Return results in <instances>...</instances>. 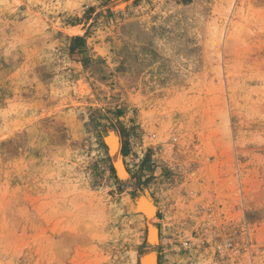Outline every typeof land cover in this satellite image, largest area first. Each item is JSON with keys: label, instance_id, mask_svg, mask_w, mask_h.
<instances>
[{"label": "rangeland", "instance_id": "1", "mask_svg": "<svg viewBox=\"0 0 264 264\" xmlns=\"http://www.w3.org/2000/svg\"><path fill=\"white\" fill-rule=\"evenodd\" d=\"M147 252L264 264V0H0V264Z\"/></svg>", "mask_w": 264, "mask_h": 264}, {"label": "bare ground", "instance_id": "2", "mask_svg": "<svg viewBox=\"0 0 264 264\" xmlns=\"http://www.w3.org/2000/svg\"><path fill=\"white\" fill-rule=\"evenodd\" d=\"M112 143L116 147L115 149H116V151L118 153V150H119V141L117 142V140H116V144L113 141H112ZM117 156H119V154ZM116 166H117V169H118L119 172L124 169L123 168V162H121L120 158H118L117 163H116ZM123 174L125 175V173H123ZM119 175H120V173H119ZM140 204H141L140 206L144 210L146 216H148V218H150V219H153L154 213L156 211L155 206L153 205V203H151L150 201H147V200H142V202ZM150 234H151V240L157 239V237H158V231L157 230L152 229ZM144 264H154V259L147 257L144 260Z\"/></svg>", "mask_w": 264, "mask_h": 264}, {"label": "crops", "instance_id": "3", "mask_svg": "<svg viewBox=\"0 0 264 264\" xmlns=\"http://www.w3.org/2000/svg\"><path fill=\"white\" fill-rule=\"evenodd\" d=\"M119 154V156H117ZM133 155V151L131 150V147L128 145V143L126 142H121L119 143V150L118 153L115 155L117 156V158H120L121 162H123V165L126 169L127 165L124 164L125 161H128L129 158H131ZM114 166L116 167L115 170L117 171V166L114 164ZM127 172V169H126ZM149 256H155L154 253L152 252H147L144 256L145 257H149ZM142 264H143V260H142ZM156 264H158V259L156 258Z\"/></svg>", "mask_w": 264, "mask_h": 264}]
</instances>
